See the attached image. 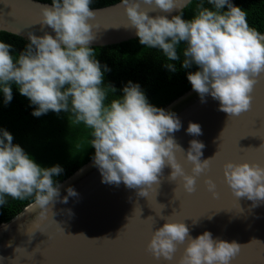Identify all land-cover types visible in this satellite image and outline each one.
<instances>
[{
    "label": "clouds",
    "instance_id": "1",
    "mask_svg": "<svg viewBox=\"0 0 264 264\" xmlns=\"http://www.w3.org/2000/svg\"><path fill=\"white\" fill-rule=\"evenodd\" d=\"M207 2L211 8L201 2L195 15L184 19L182 11L171 18L168 14L191 0H122L128 17L123 27L135 29L141 45L161 50L168 61L165 67L172 72L177 71L173 62L181 60L178 47L183 43L182 67L198 66L187 76L192 89L202 102L208 95L219 101V111L229 118L252 105L254 86L264 75V34L249 25L247 12L232 0ZM91 4L92 0H52L51 6L39 5L41 16L37 23L42 30L52 29L55 35L46 30L40 36L29 32V42L18 54H14L12 44L0 40V92L5 105L12 101V85H16L20 94L36 106L34 116L50 110L57 114L63 111L68 113L71 125L83 124L90 129V145L95 148L93 164L103 183L119 186L123 182L127 188L137 189L138 195L148 197L154 185L159 188L163 171L170 166L167 180H179L187 193L195 192L197 178L209 168L218 151L202 160L205 144L192 139L186 153L192 165L189 173L176 156L177 149L182 153L185 150L174 137L182 127L175 112L149 103L140 84L132 81L124 86L122 95L109 100V93L116 94L117 90L104 83V72L109 69L107 65L102 68L90 46L97 38L94 28H99L91 22L96 16ZM152 12L157 14L152 16ZM186 131L202 135L201 125L196 122H189ZM62 172L59 164H38L13 143L8 130L0 129V205L8 203L6 197L32 199L34 210H39L32 222L35 230L23 233L34 234L54 217L57 201L67 203L69 197L78 195L69 186L61 199V185L54 177ZM224 180L238 201L247 198L253 207L264 202V164L229 160L224 164ZM205 183L218 197L215 181L208 177ZM173 215L165 218L160 214L165 223L154 230L148 243V251L158 260L162 257L174 261L180 245L186 246L175 264H232L240 253L243 245L213 238L211 231L194 238L185 220L174 219ZM192 221L195 225L199 218ZM8 227L4 225L5 230ZM21 227L20 224V231ZM78 235L87 237L84 233ZM100 238L109 237L93 239Z\"/></svg>",
    "mask_w": 264,
    "mask_h": 264
},
{
    "label": "water",
    "instance_id": "2",
    "mask_svg": "<svg viewBox=\"0 0 264 264\" xmlns=\"http://www.w3.org/2000/svg\"><path fill=\"white\" fill-rule=\"evenodd\" d=\"M121 3L119 0L91 7L96 12L91 22L99 28H94L97 38L90 46L118 44L137 37L135 29L123 27L128 17ZM51 4L43 0H0V34L27 42L29 32L40 36L46 30L55 35L52 29L42 30L37 23L41 16L39 5ZM181 9H173L169 18ZM252 96L249 110L229 118L219 111V101L208 95L202 102L192 87L163 106L175 112L182 122L174 137L185 150L182 153L177 149L176 156L186 171L190 173L192 167L186 160L192 139L205 144L202 160L218 151L209 168L197 178L195 192L187 193L179 180L169 182L167 177L172 171L169 166L163 171L159 188L154 185L148 197L140 196L137 189H129L123 182L119 186L103 183L92 157L59 182L61 199L67 195L69 186L78 195L69 197L67 203L57 201L54 217L34 234L23 233L35 230L32 222L39 210H34V201L0 223V264H175L186 245L178 247L172 262L162 257L158 260L147 248L154 230L165 223L161 213L165 218L174 213V219L185 220L194 238L207 230L213 238L235 240L243 245L232 264H264V202L253 207L247 198L238 201L224 180V164L229 160L264 164V146H261L264 144V75L258 79ZM189 122L199 123L202 135L188 134ZM224 128L223 136L218 139ZM208 177L215 181L218 197L208 190L205 183ZM197 218L198 223L193 225L192 220ZM5 224L9 225L7 230ZM104 236L109 238L93 239Z\"/></svg>",
    "mask_w": 264,
    "mask_h": 264
},
{
    "label": "trees",
    "instance_id": "3",
    "mask_svg": "<svg viewBox=\"0 0 264 264\" xmlns=\"http://www.w3.org/2000/svg\"><path fill=\"white\" fill-rule=\"evenodd\" d=\"M52 3V0H43ZM119 0H92L90 7L114 3ZM203 2L211 8L207 0H191L177 14L183 12L184 19L195 15L197 4ZM247 12V20L251 27L264 32V0H232ZM175 14V15H177ZM0 40L13 45L14 54L23 51L27 41L0 34ZM96 52V58L104 72V83L113 85L116 94L109 93V100L115 95H122L123 88L132 81L139 83L145 92L149 103L163 107L168 102L191 88L187 76L189 72L198 70L195 64L185 69L182 67V51L185 45L178 47L181 60L175 61L177 71L172 72L165 67L167 58L161 50L150 49L139 42L138 36L118 44L91 46ZM13 99L5 105L4 95L0 92V129H6L13 135V143L19 144L38 164L52 167L59 164L63 172L54 177L58 183L73 173L82 164L95 155V148L90 145L91 130L83 124L71 125L68 113L61 111L57 114L49 111L39 117L32 113L35 105L29 98L20 94L16 85H12ZM8 203L0 205V223L8 221L32 199L15 200L6 197Z\"/></svg>",
    "mask_w": 264,
    "mask_h": 264
}]
</instances>
